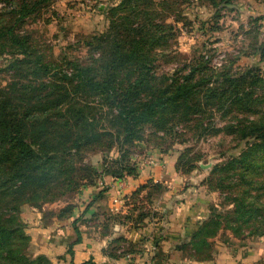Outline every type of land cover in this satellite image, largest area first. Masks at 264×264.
Returning a JSON list of instances; mask_svg holds the SVG:
<instances>
[{"label": "rangeland", "instance_id": "rangeland-1", "mask_svg": "<svg viewBox=\"0 0 264 264\" xmlns=\"http://www.w3.org/2000/svg\"><path fill=\"white\" fill-rule=\"evenodd\" d=\"M261 4L263 0H0V104L30 117L27 143L42 135L33 145L39 160L31 167L14 158L0 162V225L17 226L24 240L15 238L11 244L22 256L35 264H73L69 234H79L80 240L89 228L90 237H107L102 248L94 246L93 264H147L154 243L144 235L136 242L115 238L110 225L126 224L129 232L153 219L164 222L165 185L142 182L126 203L131 211L125 219L96 209L102 198L96 179L105 171L116 172L118 164L135 170L126 177H136L147 157L154 165L163 158L175 161L179 176L173 179L178 185L173 192L179 196L173 198L188 202L199 217L190 222L195 226L183 247L187 261L220 264L231 258L229 264H235L242 253L239 244L264 240V137L241 140L230 128L264 124ZM15 36L50 74L35 77L27 66L15 64L24 60ZM201 64L204 76L251 71L255 77L243 82L252 95L249 109L202 105L190 122L174 121L170 137L144 124L134 129L138 139L128 143L113 120L115 108L88 89L73 91L77 79H63L82 69L95 80L115 78L118 89L125 90L146 72L134 98L141 104L156 95L161 83L169 85ZM77 110L91 126L69 130ZM14 149L1 143L0 156ZM188 164L192 169L187 170ZM136 257L140 260L132 263Z\"/></svg>", "mask_w": 264, "mask_h": 264}, {"label": "trees", "instance_id": "trees-1", "mask_svg": "<svg viewBox=\"0 0 264 264\" xmlns=\"http://www.w3.org/2000/svg\"><path fill=\"white\" fill-rule=\"evenodd\" d=\"M13 40L15 41V44L22 49V59H24L17 61L15 64L27 66L29 73L35 77L50 74L51 70L39 59H32L30 57L27 46L22 40L16 36ZM261 57L264 59V53H262ZM199 68H204V65L201 64L200 67L196 69L188 70L187 75L183 77L172 79L169 85H165L166 82L161 83V88L156 90V95L149 101L142 102L141 104L139 102L137 103L134 98L138 95L139 90H141V87L145 84L144 77L146 72L143 73L142 76L140 75L141 77L138 75V79L135 80L134 84L129 85L125 90L118 89L115 78L111 80H95L94 78L87 76V71L82 69H79L75 75H64L63 79L66 81L77 79L78 82L73 91L88 89L91 93L104 98L108 108H115L117 114L113 120L115 124L122 127L124 134L123 142L128 143L134 137H137L135 134L138 132H135L134 129L144 124H151L154 127L155 132L161 133L163 137H170L171 131L175 126V124L173 125L172 123L178 119L180 122H190L191 117L200 112L202 105L207 106L210 103H213L214 107L220 109L229 104L236 105L241 109H247L249 107L252 95L245 91L243 82L246 77H255L254 75H251V71H248V73L244 75L223 73L217 76H213L212 74H209V76L205 74L206 76H204L200 73L201 71ZM56 75L57 74H55V76ZM197 75L202 76L195 79ZM58 88L60 87L57 86L56 89ZM51 101L52 102L49 106L58 103L60 101V96ZM9 111L11 112L10 117H8V115L4 116L5 113L8 114ZM32 111L33 109L30 112L32 113ZM68 112H70V110ZM72 113L76 117V119L74 118L75 126L74 128L70 127L69 130L77 129L79 127H82L83 129L91 126V124L87 123V118L79 119V116H81L80 110L73 111ZM24 114L25 116L21 115L18 111L9 109L6 102L0 104V144L11 143L15 147V149L8 152L7 155L1 154L0 162L6 163L13 158L17 161L25 160L29 163L27 166L29 168L35 163V161L39 160L36 159L33 145L38 143V140H40L42 135L38 137V140L32 141L31 144L27 143V139L25 138V122L30 117L26 116V113ZM73 115L71 114V116ZM230 128L233 133H237L241 140H247L249 137L253 136L260 138L264 137V124L260 125L259 122H251L249 123V126H242L240 124L231 125ZM136 139H138V137ZM40 152L42 154L45 153L42 148ZM181 161L182 159L179 157V165H176V169L179 168ZM185 167H187V170L192 169L190 164ZM131 169L130 171H127L121 164H118L116 172H103V174L96 179V185L97 181L104 176H108L114 181L122 180L126 175L134 176L131 174L135 173V170L133 171ZM153 187L158 188L159 186L156 185ZM143 190L146 189H142V191ZM105 191L106 188L101 187V194ZM137 192L131 194V201L133 197L136 196ZM123 217L125 219L129 216L125 215ZM77 236L76 243L80 241L79 234H77ZM15 238H17V240L20 238L24 240V236L20 234L17 226L6 228L0 225V264L37 263L35 261L27 260L22 256L18 247L16 248L12 246L11 241ZM68 251L71 254V246ZM82 264L93 263L87 261Z\"/></svg>", "mask_w": 264, "mask_h": 264}, {"label": "crops", "instance_id": "crops-1", "mask_svg": "<svg viewBox=\"0 0 264 264\" xmlns=\"http://www.w3.org/2000/svg\"><path fill=\"white\" fill-rule=\"evenodd\" d=\"M258 6L264 8V4ZM174 163V160L167 162L163 158L154 166L139 168L140 170L136 177H126L119 181H114L110 177H105L104 183L107 186L106 191L101 195L102 198L97 200L96 209L98 210L99 208V211L110 216L112 219L125 216L128 209L130 210L126 203L130 201L131 194L142 182L152 179L155 183L164 184L166 192L162 198H164V203L167 202L168 204L166 208H161V217L164 222L156 224V219H153L146 224V226L139 229H130L131 231L129 232L125 229L126 224L119 225L112 223L110 225L112 234L115 238L125 237L133 242L142 239V235H144V237L146 236V238H149V242L156 244L152 246L155 252H153L150 260L144 259L147 258V256H143L147 264H206L196 261H187L184 256L183 247L190 239L189 234L191 230L193 231L195 226L193 223L191 226L190 222L199 217H197L194 212L190 211L187 206V201V203H185L182 199L178 200L173 198L179 196L173 192V190H176L175 188H178L177 183H174L173 179L179 176L174 171ZM98 189L100 190L101 187ZM114 197H119L121 199L120 204L114 205L112 203ZM89 230V228H85L84 232L89 238H85L84 233H82L78 243H76L77 236L69 234V241H67V244L69 243L71 245L72 256L70 259L73 264H82L89 261L91 257H94V253H96V251H94V246L97 245L98 248H102L103 243H105L104 238L107 239V237L100 236L99 233L90 237V234L87 233ZM89 239L94 240V242ZM110 239H113V237H110ZM254 245L255 247L252 248ZM238 246L242 250V253L239 255L238 259H235V264H264V240L258 239L257 242L254 241L252 244L246 242ZM61 249L62 253L60 256L65 254L66 246ZM230 259L231 258L228 260L224 259L220 264L233 263V260ZM102 260L104 261V259ZM138 260L140 259L136 257L133 259L132 263L138 262Z\"/></svg>", "mask_w": 264, "mask_h": 264}, {"label": "built area", "instance_id": "built-area-1", "mask_svg": "<svg viewBox=\"0 0 264 264\" xmlns=\"http://www.w3.org/2000/svg\"><path fill=\"white\" fill-rule=\"evenodd\" d=\"M153 165H154V160H153V158L147 157L144 161H142V162L139 164V167H140V168H143V167H151V166H153ZM104 178H105V176L102 177L101 179H99V180L97 181V185H98L99 187H103V188H106V187H107L106 184L104 183ZM118 181H119V180H118ZM120 201H121V199H120L119 197H114L113 200H112V203H113L114 205H116V204H120ZM153 250H154V249H153Z\"/></svg>", "mask_w": 264, "mask_h": 264}, {"label": "water", "instance_id": "water-1", "mask_svg": "<svg viewBox=\"0 0 264 264\" xmlns=\"http://www.w3.org/2000/svg\"><path fill=\"white\" fill-rule=\"evenodd\" d=\"M200 167H201L202 169H205V170L210 168L209 166H201V165H200Z\"/></svg>", "mask_w": 264, "mask_h": 264}]
</instances>
